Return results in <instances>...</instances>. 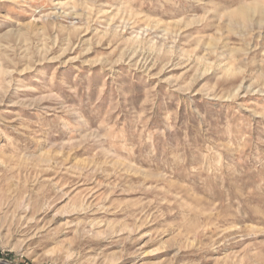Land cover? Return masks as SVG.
Wrapping results in <instances>:
<instances>
[{
  "label": "rangeland",
  "instance_id": "obj_1",
  "mask_svg": "<svg viewBox=\"0 0 264 264\" xmlns=\"http://www.w3.org/2000/svg\"><path fill=\"white\" fill-rule=\"evenodd\" d=\"M0 264H264V0H0Z\"/></svg>",
  "mask_w": 264,
  "mask_h": 264
}]
</instances>
